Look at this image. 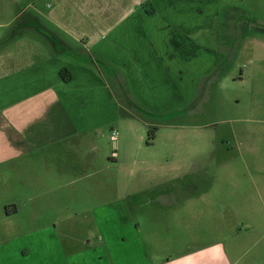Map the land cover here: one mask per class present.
I'll return each instance as SVG.
<instances>
[{"label": "rangeland", "instance_id": "1", "mask_svg": "<svg viewBox=\"0 0 264 264\" xmlns=\"http://www.w3.org/2000/svg\"><path fill=\"white\" fill-rule=\"evenodd\" d=\"M27 1L47 10L45 0ZM131 1L117 0V5ZM158 1V6L148 0L143 4L154 14L165 9L170 26L180 25L185 33L182 69L194 68L197 59L199 75L168 84L160 75L159 86L152 78L144 91L152 105L138 107L137 121H126L117 109L118 118L104 129L103 163L96 159L95 167L86 168L90 176L74 182L70 192H54L53 207L44 205L51 200L43 192V201L31 203L35 183L24 186L22 176L0 165V241L60 221L58 237L71 248H82L84 240L98 237L92 205L126 201L124 193H130L126 203L132 226L155 234L154 257H176L191 245L210 243L216 245L212 250L190 259L181 256L176 263L264 264V0ZM236 23L240 30L233 35L230 25ZM191 27L199 31L192 63L187 57ZM96 63L108 70L106 63ZM117 89L114 95L123 106ZM75 156L67 162L76 169ZM73 174L69 179L76 178ZM14 203L18 213L8 217L5 209ZM105 222L104 230L118 231Z\"/></svg>", "mask_w": 264, "mask_h": 264}, {"label": "crops", "instance_id": "2", "mask_svg": "<svg viewBox=\"0 0 264 264\" xmlns=\"http://www.w3.org/2000/svg\"><path fill=\"white\" fill-rule=\"evenodd\" d=\"M45 1L46 11L38 3L28 6L27 0H0V165L22 176L24 186L35 183L31 203L43 201V192L51 200L44 205L53 207L54 192H70L74 182L90 176L86 168L95 167L96 159L103 163L104 129L118 118L117 109L126 121H137L141 118L133 114L132 103L150 108L144 91L153 81L159 86L158 76L168 84L185 75L191 79L200 70L197 59V66L182 69L183 29L170 26L165 9L148 12L147 0L123 6L117 0ZM190 30L187 57L192 63L199 31ZM190 38L195 40L191 46ZM96 62L106 63L108 70ZM114 86L125 89L123 106ZM185 94L180 95L184 100ZM72 154L79 161L76 169L67 162ZM71 172L75 179H69ZM129 195L124 193L126 201ZM126 201L92 205L98 237L84 240L82 248L61 240L60 221H54L0 241L6 246L0 248V264H177L181 256L190 259L216 246L191 245L176 257H154L155 234L133 228ZM11 205L5 209L8 217L19 210L17 203ZM104 222L118 231L104 230ZM189 261L184 264L194 262Z\"/></svg>", "mask_w": 264, "mask_h": 264}, {"label": "flooded vegetation", "instance_id": "3", "mask_svg": "<svg viewBox=\"0 0 264 264\" xmlns=\"http://www.w3.org/2000/svg\"><path fill=\"white\" fill-rule=\"evenodd\" d=\"M254 21V20H253ZM241 22V21H240ZM237 25V26H236ZM230 31H231V33L233 32V30H234V33H236L237 34V32H239V28H240V25L238 24V23H236L234 26L233 25H230ZM237 31V32H236ZM230 33V34H231ZM245 33H247V31H245ZM233 34V33H232ZM234 35V34H233ZM117 94L118 95H120L121 97H125L124 95L126 94L125 93V89L123 88V87H120L119 89H117ZM132 106H133V108H132V110L133 111H135L134 113H139L138 112V107H140V105L139 104H136V103H132ZM142 107V106H141ZM140 114V113H139Z\"/></svg>", "mask_w": 264, "mask_h": 264}, {"label": "trees", "instance_id": "4", "mask_svg": "<svg viewBox=\"0 0 264 264\" xmlns=\"http://www.w3.org/2000/svg\"><path fill=\"white\" fill-rule=\"evenodd\" d=\"M153 13V12H152ZM62 72H63V75H64V72H68V69H63L62 70ZM71 78V76L70 77H67V80H69ZM65 79H66V77H65ZM140 109H142L143 107H139ZM156 130H157V127H154V128H152V130H150V134L154 137L155 136V132H156ZM152 137V138H153Z\"/></svg>", "mask_w": 264, "mask_h": 264}]
</instances>
